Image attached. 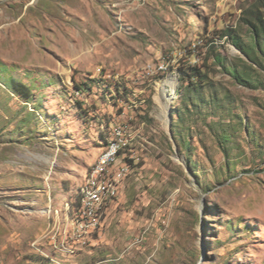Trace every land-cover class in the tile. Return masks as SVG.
I'll use <instances>...</instances> for the list:
<instances>
[{"label":"rangeland","instance_id":"rangeland-1","mask_svg":"<svg viewBox=\"0 0 264 264\" xmlns=\"http://www.w3.org/2000/svg\"><path fill=\"white\" fill-rule=\"evenodd\" d=\"M262 5L0 0V264H264V62L224 36L248 45ZM159 62L166 73L146 75ZM193 65L198 95L179 80ZM112 123L130 136V172L92 240L70 237L68 252L70 210Z\"/></svg>","mask_w":264,"mask_h":264},{"label":"bare ground","instance_id":"bare-ground-1","mask_svg":"<svg viewBox=\"0 0 264 264\" xmlns=\"http://www.w3.org/2000/svg\"><path fill=\"white\" fill-rule=\"evenodd\" d=\"M156 66L161 67L154 69ZM150 70L152 71L147 74L149 76L159 73L163 74L166 73L167 65L165 62L151 63L145 68V71ZM174 84L175 82L173 80L172 85ZM75 95L79 96L80 93L75 92ZM161 110L159 116L166 121L167 105L164 104ZM104 139L105 144L102 147L99 156H97L98 158L96 162L87 173L83 184L78 188V196L75 202L76 205L73 204V207L71 205L72 209L70 208L69 227L74 230V233H66V236L63 238V240L68 243V248H65L64 250H67L68 252L74 253L69 241L71 240L70 237L74 240L81 241L82 244H84L83 242H85V240H92L93 234L98 232L102 225L101 219L104 212L107 211L110 204L118 197L120 186L130 172L129 160H131L133 156L129 149L131 139L126 130L121 125L112 123L111 132L105 136ZM111 148L112 152L106 156ZM121 157L123 159H121ZM93 176L95 191L91 190ZM69 205L70 204H67V209L70 207ZM95 208L96 212L90 215V209ZM85 217L88 218L85 219ZM82 230L83 235H79Z\"/></svg>","mask_w":264,"mask_h":264},{"label":"trees","instance_id":"trees-1","mask_svg":"<svg viewBox=\"0 0 264 264\" xmlns=\"http://www.w3.org/2000/svg\"><path fill=\"white\" fill-rule=\"evenodd\" d=\"M264 7V5H262ZM248 21L249 26V34L248 45L246 42L242 43L238 36H236L235 31L227 30L224 32V36L229 39V41L243 54L247 57L248 60L251 61L252 65L256 67H260L261 63L264 62V18L253 15L251 19ZM216 60L220 61L221 59L216 56ZM180 78L179 80L182 83H187V92H191L194 95H198L200 93L199 88L204 86L206 75L202 73L201 69H199L196 65L188 67L187 69H179ZM234 78L240 83H248L247 74L238 73L236 71H230ZM14 83V91L24 95L25 98L29 97V89L21 81H13ZM77 90H83V88L76 86Z\"/></svg>","mask_w":264,"mask_h":264},{"label":"built area","instance_id":"built-area-1","mask_svg":"<svg viewBox=\"0 0 264 264\" xmlns=\"http://www.w3.org/2000/svg\"><path fill=\"white\" fill-rule=\"evenodd\" d=\"M160 67H161V66H156L154 69H157V68H160ZM154 69H153V70H154ZM151 71H152V70H150V71H145L146 75H147L149 72H151ZM111 152H112V148L110 149L109 152H107L106 156H108ZM91 190H92V191H95L94 176H93V178H92V188H91ZM94 212H96V208H95V209H90V215H91L92 213H94ZM86 218H88V217H85V219H86ZM79 235H83V230L80 231Z\"/></svg>","mask_w":264,"mask_h":264},{"label":"crops","instance_id":"crops-1","mask_svg":"<svg viewBox=\"0 0 264 264\" xmlns=\"http://www.w3.org/2000/svg\"><path fill=\"white\" fill-rule=\"evenodd\" d=\"M52 232H53V235L51 236V239L54 240V242H59L60 239L58 237H56L57 236V233L55 231H52ZM60 241L63 242V239H61ZM60 243H58V244H60Z\"/></svg>","mask_w":264,"mask_h":264}]
</instances>
